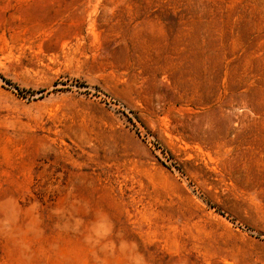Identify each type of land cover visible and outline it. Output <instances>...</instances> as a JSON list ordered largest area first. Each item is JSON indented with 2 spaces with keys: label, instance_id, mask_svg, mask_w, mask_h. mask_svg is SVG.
<instances>
[{
  "label": "rangeland",
  "instance_id": "1",
  "mask_svg": "<svg viewBox=\"0 0 264 264\" xmlns=\"http://www.w3.org/2000/svg\"><path fill=\"white\" fill-rule=\"evenodd\" d=\"M0 264H264V0H0Z\"/></svg>",
  "mask_w": 264,
  "mask_h": 264
}]
</instances>
